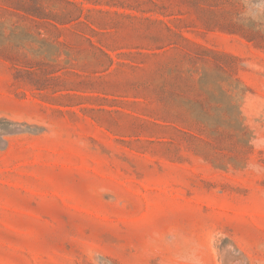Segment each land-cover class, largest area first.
Returning <instances> with one entry per match:
<instances>
[{"label": "rangeland", "instance_id": "1", "mask_svg": "<svg viewBox=\"0 0 264 264\" xmlns=\"http://www.w3.org/2000/svg\"><path fill=\"white\" fill-rule=\"evenodd\" d=\"M0 264H264V0H0Z\"/></svg>", "mask_w": 264, "mask_h": 264}, {"label": "trees", "instance_id": "2", "mask_svg": "<svg viewBox=\"0 0 264 264\" xmlns=\"http://www.w3.org/2000/svg\"><path fill=\"white\" fill-rule=\"evenodd\" d=\"M32 14L39 17V18H50V19H54L56 21H59L61 23H67L73 19V18H71V17H73L72 12H62L59 14H48L45 12L37 11V12H32ZM49 15H51V16H49Z\"/></svg>", "mask_w": 264, "mask_h": 264}]
</instances>
